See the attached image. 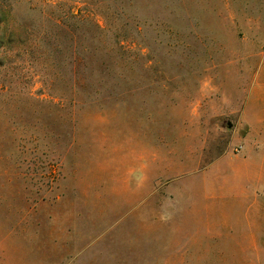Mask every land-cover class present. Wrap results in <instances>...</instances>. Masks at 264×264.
<instances>
[{
    "label": "rangeland",
    "instance_id": "1",
    "mask_svg": "<svg viewBox=\"0 0 264 264\" xmlns=\"http://www.w3.org/2000/svg\"><path fill=\"white\" fill-rule=\"evenodd\" d=\"M0 264H264V0H0Z\"/></svg>",
    "mask_w": 264,
    "mask_h": 264
}]
</instances>
